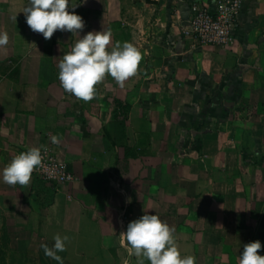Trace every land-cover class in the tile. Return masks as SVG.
Listing matches in <instances>:
<instances>
[{
  "label": "crops",
  "instance_id": "obj_1",
  "mask_svg": "<svg viewBox=\"0 0 264 264\" xmlns=\"http://www.w3.org/2000/svg\"><path fill=\"white\" fill-rule=\"evenodd\" d=\"M196 1L211 11L217 4L87 0L75 10L85 21L80 33L45 40L26 23L28 0H0V31L9 35L0 47V217L10 233H39L37 219L47 231L56 199L67 203L65 217H79L86 248L99 252L117 237L115 263H139L123 256L121 233L148 213L175 229L182 257L238 264L245 231L264 210V160H256L264 153V0L246 1L226 47L185 36ZM103 27L112 31L109 47L131 42L143 58L123 88L106 75L84 102L63 90L58 65ZM115 99L130 104L127 119L117 118ZM33 147L67 163L75 181L57 189L35 186L33 175L27 186L3 183L4 167ZM41 192L56 196L53 206L39 208Z\"/></svg>",
  "mask_w": 264,
  "mask_h": 264
},
{
  "label": "clouds",
  "instance_id": "obj_2",
  "mask_svg": "<svg viewBox=\"0 0 264 264\" xmlns=\"http://www.w3.org/2000/svg\"><path fill=\"white\" fill-rule=\"evenodd\" d=\"M87 0H28L23 13L29 28L50 40L58 30L77 34L85 28V21L76 9ZM13 19L17 17L13 16ZM112 39L111 29L87 32L63 55L58 65V79L63 90L84 102L96 96V85L107 76L123 88L125 82L137 74L142 61L141 51L131 42L117 43L109 47ZM9 43L6 31H0V47ZM51 142L58 145L60 138L51 137ZM43 156L40 148L33 147L16 155L7 164L2 173L3 183L10 186H27L34 170L42 166ZM130 202V201H129ZM175 229L163 222L155 214L145 213L127 225L121 236L139 260L144 264H196L194 256H183L175 238ZM53 245L42 244L45 256L64 264L59 252L66 251L70 237L56 234ZM264 247L257 240L243 245L238 257V264H264V255L259 254Z\"/></svg>",
  "mask_w": 264,
  "mask_h": 264
},
{
  "label": "rangeland",
  "instance_id": "obj_3",
  "mask_svg": "<svg viewBox=\"0 0 264 264\" xmlns=\"http://www.w3.org/2000/svg\"><path fill=\"white\" fill-rule=\"evenodd\" d=\"M261 145H264L263 139ZM258 159H260V163L263 162L264 153L256 155V160ZM39 183L41 182L36 180L35 186H38ZM55 197L56 196L53 193L45 192L42 194L41 192V195L38 198L40 204L39 208L51 206ZM68 198L70 199L71 196ZM53 205L51 209H48L45 212L48 217L47 220H50L47 231L41 229L38 225V219L33 224V227L36 228V230H40L37 234L23 233L21 227L19 230L21 233L12 234L9 232V228L5 224L4 219L0 217V264H57V261L45 256L41 247L42 244H47L51 247L54 243L52 238L56 234H60L61 236L67 235L70 237V240L67 242L66 251L58 253V255L63 258L64 264H122L121 261L115 263V260L113 259L115 251L111 250V247H114L117 241L116 236L112 237V239L109 238L106 243L104 242L103 246L101 245L102 248H100L99 252L91 248L92 244L86 243V245H88L86 248L82 240H89V236L79 235V217L75 214L71 217H65L66 211H63L67 209V203H65V201H56L55 199ZM37 212L39 214L43 211L39 210ZM70 213L72 212H69V214ZM119 222V225L123 227L125 221L120 219ZM107 236H109V234H107ZM245 236V244L259 240L262 245H264V210L258 217L257 225L253 228L247 229L245 231ZM112 240L115 242H112ZM259 254L264 255V247H262ZM123 256H127L128 258L131 256L132 258L133 253H131L128 248Z\"/></svg>",
  "mask_w": 264,
  "mask_h": 264
},
{
  "label": "built area",
  "instance_id": "obj_4",
  "mask_svg": "<svg viewBox=\"0 0 264 264\" xmlns=\"http://www.w3.org/2000/svg\"><path fill=\"white\" fill-rule=\"evenodd\" d=\"M246 1L217 0L214 11L200 1L192 3L191 17L184 28L185 36L192 40L194 46L226 47L232 44L233 32ZM42 156V166L32 173L39 181L56 189L75 181L76 176L67 163L48 150H42Z\"/></svg>",
  "mask_w": 264,
  "mask_h": 264
},
{
  "label": "trees",
  "instance_id": "obj_5",
  "mask_svg": "<svg viewBox=\"0 0 264 264\" xmlns=\"http://www.w3.org/2000/svg\"><path fill=\"white\" fill-rule=\"evenodd\" d=\"M114 103L116 106L115 113H116L117 118L121 120L127 119L129 116V112L131 110L130 104L123 103L122 101L118 99H115Z\"/></svg>",
  "mask_w": 264,
  "mask_h": 264
}]
</instances>
